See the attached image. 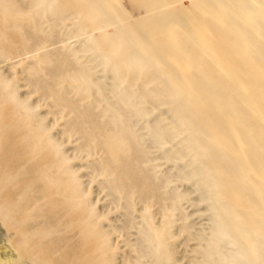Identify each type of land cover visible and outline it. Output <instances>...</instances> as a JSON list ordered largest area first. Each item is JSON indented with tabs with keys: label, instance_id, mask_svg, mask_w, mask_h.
Wrapping results in <instances>:
<instances>
[{
	"label": "rangeland",
	"instance_id": "rangeland-1",
	"mask_svg": "<svg viewBox=\"0 0 264 264\" xmlns=\"http://www.w3.org/2000/svg\"><path fill=\"white\" fill-rule=\"evenodd\" d=\"M189 4V0H0V86H3L0 87V169L1 171L6 170L1 173L0 177L7 178L0 182V191L4 190L9 197L1 196L0 202L4 203L7 199L12 200L16 196L11 190L13 188L10 189L9 183L12 180V183L17 182L16 184L22 187L28 184H41L44 188V198L47 199L48 196L55 195L57 183L64 185V181L58 182V179L69 176V179L67 177L68 181L65 179V184H68L66 187L76 190L75 198L80 199V210L88 216L83 228L87 229L86 232L90 239H84L81 252L92 251L93 244L94 248H97L95 254L98 264H110V262L111 264H142V262L144 264H215L216 260L221 261V254L225 252L224 248H218L214 244L215 238L209 234L211 229L207 224H210V212L205 211L204 203L199 200L200 192L196 189V185H192L194 180L189 178L190 151L180 143L182 136H178V132H175L177 128L174 127L176 123L173 121L172 106L168 104V99L165 96L172 89L166 88V85L167 83L175 84L178 72L174 66H177V63H183L184 59L189 66L184 72L185 81L188 84L197 83V78H194L197 76L202 78L212 74L214 75L212 77L215 78L218 73L214 69L216 65H213L209 60L212 56L211 59L219 64L222 63L225 73L229 74L232 79L235 77L234 80L241 83L242 88L248 87V91L255 96L254 101L258 110L264 115V66L261 65V63L264 64V48L259 47V41L262 40L264 43V26L259 25L255 28L261 34H256L260 38L259 41L257 38H246L247 42L253 45L252 49L246 48V51L245 47L235 44L234 41L231 42L230 35L222 31L221 21L208 19L210 21H207V24L201 21L200 16L204 17V14L208 13L209 6H219L217 0H205L197 6L195 5L196 8L191 10L192 13L188 12V16L187 12H182L181 18L185 24L189 23L192 28H197L195 37L199 38L210 52L208 53L210 58L206 55L207 59L205 54L196 47V43L187 37L188 34L178 27L179 24L171 23V20L168 21L171 19V14H178L179 10ZM240 5L256 6V8L264 10V6L255 0H243ZM198 15L199 18H197ZM223 18L228 19L226 16ZM249 19L252 23H261L264 22V15L253 16ZM162 21L163 23L168 22L170 25L167 26L164 23L165 26H163ZM213 29L218 32L212 31ZM15 33L18 36H15ZM82 41L84 42L82 43ZM94 41H97L96 45ZM113 45L121 53L140 46L141 52H147L148 55L141 62L131 63L127 67L120 60L115 59L118 52L115 47H112ZM11 47L14 51L11 50ZM12 51H16V54ZM38 54L39 57H37ZM101 55L102 57H100ZM227 55H232V57ZM13 56L17 58L15 59ZM5 59L7 60L5 61ZM227 60L228 64H232L229 67ZM149 75L152 76L148 77ZM5 82L6 84L3 85ZM23 84L26 85L23 86ZM145 88L149 89L145 90ZM182 89V92H186V89ZM156 92H160V94ZM114 93L125 95L127 103L122 105L118 102V97ZM10 95L11 97H9ZM74 98L75 100H73ZM54 109L55 111H53ZM113 109H115L114 112H117L114 113ZM119 112L123 115L120 116ZM19 119L22 120V123ZM121 120L124 121L125 131L132 140V147L131 150L119 153L117 162H111L105 143L111 135L116 133V126ZM168 121L169 124H167ZM18 123L21 124V127H17ZM78 135L79 137H77ZM43 138L45 139L44 143ZM55 143L59 144L61 148ZM137 144L140 146V151L137 150L139 147L136 146ZM79 146L81 147L78 148ZM105 158L106 160H104ZM98 160L101 162L98 163ZM10 164L12 170L7 171ZM74 164L75 166H73ZM50 170L51 172H49ZM90 170L93 171L90 172ZM5 173L7 176L3 177L2 175ZM80 175L83 176L80 177ZM41 181H44V184ZM114 181L117 182L118 189L111 191L109 184ZM110 192L112 193L110 194ZM18 203L14 208L0 205V209L2 208L0 223L3 226L1 228L0 225L2 230H0V234H2L0 238H7L8 236L5 235L9 233L7 234L9 235L8 239L15 241V238L19 239L21 231L28 229L23 226L24 222L20 219L22 211L18 213L23 209L22 202ZM89 214L94 215L89 216ZM29 215L28 212L24 218ZM108 223L110 230L106 225ZM176 227L180 230H177ZM27 235L25 234V236ZM142 235H146L147 237H144L147 239ZM30 237L27 236V242L18 244L16 248L19 251L26 250L32 246L34 239H39L38 236ZM141 238L153 246L155 245L153 250L151 244L147 241L144 242ZM173 238L174 240H172ZM23 239L24 237H22ZM209 244H213V246ZM122 245L123 247H121ZM26 246L27 248H25ZM259 249L262 251H257L256 262L262 264L264 248L260 247ZM219 250H222L221 253L214 255ZM130 251L132 252L130 253ZM120 253L121 255H119ZM150 257L152 258L150 259ZM162 257L164 258L162 259ZM145 259H148L147 262L144 261ZM82 260L81 264H89L88 257L84 256Z\"/></svg>",
	"mask_w": 264,
	"mask_h": 264
},
{
	"label": "bare ground",
	"instance_id": "bare-ground-1",
	"mask_svg": "<svg viewBox=\"0 0 264 264\" xmlns=\"http://www.w3.org/2000/svg\"><path fill=\"white\" fill-rule=\"evenodd\" d=\"M189 1H190L189 6L183 7L181 10H179V13H178L179 15L177 13L171 14V19H169V20L167 19V20L168 21L171 20V23L176 22L175 24H179L178 27L181 30L183 29V31H185V33L188 34L187 37L191 38V40H193V42L196 43L195 45L197 48H199L201 50V53H204L205 57L207 55L208 58H210V57L212 58V56L209 57L208 53H210V52L208 51L206 45L199 38L195 37L196 36L195 35V29H197V28L196 27L192 28V26L189 23L185 24L184 20L181 18V14H183L182 12H187L186 14L188 16V12H190L191 10H194L193 8H196L197 4H199L205 0H189ZM217 1H218L219 6H217V7L216 6H209L208 7V13L206 15L204 14V17L200 16V19H202L201 21H203L204 23L206 22V24H207L208 19H214L215 21H219V22L221 21L220 25L222 27V31L227 32L230 35L231 42L234 41L235 44H240L241 47L242 46H243V48L245 47L244 48L245 50H246V48L252 49L253 45H250L247 42L246 38H249V37H251L252 39L257 38V40L259 41L260 38L257 35L260 33L255 28H257L259 25L264 26V24H263L264 22H261V23L253 22L252 23V22H250L249 18H251L253 16L256 17L259 15H264V10H260V9L256 8V6H248V7L247 6L245 7V5L241 6L240 3L243 2V0H217ZM255 1L264 6V1H262V0H255ZM168 7H166V8H168ZM85 8L87 9V6ZM197 9H198V7H197ZM199 12H200V10H199ZM191 13H192V11H191ZM17 15H19V14L17 13ZM17 15H16V19H17ZM194 16H196V15H194ZM223 16H226L228 19L223 18ZM164 18L166 19L167 16ZM197 18H199V15ZM197 18H195V19H197ZM230 20H232V21H230ZM14 21H15V19H14ZM198 21H200V20H198ZM6 23H8V22H6ZM162 23H163V21H162ZM164 23L167 26L170 25V24L168 25V22H164ZM164 23H163V26H165ZM193 23H195V22H193ZM147 24H149V23H147ZM197 24H199V23H197ZM215 24H214V26H215ZM209 26H211V24H209ZM212 27H211V29H212ZM212 31L218 32V30H214V29ZM16 32H18V30H16ZM0 33H1V31H0ZM18 33H20V32H18ZM148 34H149V32H148ZM16 35L17 34L15 33V36ZM162 35H163V33H162ZM224 35H226V34L224 33ZM19 37H20V34H19ZM3 40H4V38H3ZM112 40H113V38H112ZM228 40H229V38H228ZM20 42L22 43L23 41H20ZM83 42L84 41H82V43ZM94 42L96 45L97 41H94ZM219 42H221V41H219ZM259 43H260L259 47L262 46L264 48V43L262 42V40L259 41ZM1 44H3V43H1ZM228 44L230 45L229 42H228ZM7 45H5V46H7ZM215 45H216V43H215ZM18 46H20V45H18ZM112 47H115V45H113ZM139 47L140 46H138V48H135V49H133V48L128 49V50H126L125 53L118 52L116 47H115L116 51L118 52L115 59L120 60V62L122 64L124 63L127 67L131 63H139L144 58H146L148 55L147 52H144V51L141 52V50H140L141 47L140 48ZM224 47H226V46H224ZM259 47H257V48H259ZM77 48H80V47H77ZM218 48H219V46H218ZM223 48H222V50H223ZM11 50H13V48ZM33 50H35V49H33ZM88 50H90V49H88ZM105 50H106V48H105ZM235 50H237V49H235ZM238 50H239V48H238ZM233 51H234V49H233ZM233 51H231V52H233ZM15 52H13V53L16 54ZM34 52H36V51H34ZM150 52H152V51H150ZM226 53H227V51H226ZM9 54H10V52H9ZM28 54H30V53H28ZM167 54H169V53H167ZM257 55H260V54H257ZM227 56L232 57V55H227ZM37 57H39V54ZM100 57H102V55ZM13 58H15V56H13ZM30 58H31V56H30ZM211 58L209 60H210V62L212 61L211 63H213V65L214 64L216 65L214 67V69L218 73V76H216L215 78L212 77V76H214L212 74L210 76L202 77V78L197 76V77H194V78H197V83L188 84L185 81V77H184V72L186 70V67L188 66L187 65L188 62L185 61V59H184L183 63H179V64L177 63V66L176 65L174 66V67H176V71L178 72V75L175 77L176 78L175 79L176 82L174 81L175 84H171L172 85L171 86L170 83L169 84L167 83V85L164 83V85H166V88H170V90L172 89V91L169 90L170 92L166 93L165 96L168 99V104L172 106V107L171 106L170 107L172 108V112H173V119H174L173 121L176 123V126H174V127L177 128V131H175V132H178V136H182L180 138V143L184 144V147L188 148L190 151L191 160L189 161V164L191 165V170H189V178L194 180V183L192 185H196V187H197L196 189L200 192L199 200L202 203H204L205 211L210 212V217H209L210 224H207V225H209V227L211 229L209 234L213 235V237L215 238L214 244H216L218 246V248H221V249L224 248L225 249V250H223L225 252L223 254H221V256H222L221 261H219V259L218 260L215 259L216 260L215 264H257L256 253H258L257 252L258 250H261V249H259L260 247H262V249L264 248V115H262V113L258 110L256 102L254 101L255 96H253L251 94V92L248 91V87L242 88L243 85L241 83L236 82L234 80L235 79L234 76H233L234 79H232V77H230L229 74L225 73L226 71L223 70L222 63L219 64L216 60H215L216 62H214V60H212ZM101 59H103V58H101ZM229 59H230V57H229ZM250 59H252V58L250 57ZM6 60L7 59H5V61ZM228 60H227V64H228ZM7 61L8 62L10 61L9 58ZM250 61H254V60H250ZM116 62H118V61H116ZM31 63H33V62H31ZM189 63H191V62H189ZM99 64H100V62H99ZM230 65H232V64H228V67ZM261 65L264 66V64H262V63H261ZM35 66L37 67V65H35ZM102 68H104V67H102ZM89 73H91V72H89ZM251 75H253V74H251ZM1 76H3V75H1ZM150 76H152V75H149L148 77H150ZM156 76H158V75H156ZM156 76H154V77H156ZM172 77H174V76H172ZM239 81H241V80L239 79ZM248 81H249V79H248ZM125 82H127V81H125ZM31 83H30V85H31ZM5 84H6V82L3 85H5ZM25 85L26 84H23V86H25ZM38 85H40V84H38ZM118 86H119V84H118ZM153 86H154V84H153ZM0 87H3V86H0ZM76 87H78V86H76ZM43 88H44V86H43ZM103 88H106V87H103ZM182 88L186 89V92L185 91L182 92L181 91ZM146 89H149V88H145V90ZM158 89H160V88L158 87ZM161 89H163V88H161ZM114 91H115V89H114ZM43 92H45L44 89H43ZM133 92H134V90H133ZM253 92H254V90H253ZM41 93H39V94H41ZM156 93L160 94V92H156ZM43 94H45V93H43ZM121 94H115V95H117V97H118L117 98L118 102H120L122 105L123 104L125 105V102L127 103V101L125 99L126 96L125 95L123 96ZM8 95H9V93H8ZM11 95L9 97H11ZM75 98L73 100H75ZM167 99H166V101H167ZM34 100H36V99H34ZM101 100H103V99H101ZM30 102L32 103L33 101H30ZM129 104L130 103L128 102V105ZM114 105H116V104H114ZM25 108H27V107H25ZM120 108H121V105H120ZM30 109H33V108H30ZM55 109L53 111H55ZM124 109H126V108H124ZM164 110L167 111L166 109H164ZM33 111H35V110H33ZM43 111H45V110H43ZM114 111H115V109H113V112ZM26 112H27V110H26ZM47 112H49V111L47 110ZM116 112H114V113H116ZM119 113L121 114L120 116L123 115L121 112H119ZM168 117H169V115H168ZM19 120H21V119H19ZM23 120H25V119H23ZM21 123H22V120H21ZM24 124H25V122H24ZM167 124H169V121ZM20 125L21 124H19V126H17V127H21ZM128 128H129V126H128ZM67 130H68V128H67ZM60 131H61V129H60ZM27 133H29V132H27ZM22 135H23V132H22ZM128 136L129 135H127V131H125L124 121L121 120L116 126V133L111 135L105 143V147H107V154H109V158H110L111 162H117V160L119 158L118 157L119 153H124V152H126V150L127 151L131 150L132 140ZM77 137H79V135ZM44 140L45 139L43 138V143H44ZM73 140L75 141V139H73ZM40 142H42V141H40ZM56 144L57 143H55V145ZM57 145H58V147H60L59 144H57ZM136 146H139V145L137 144ZM80 147L81 146H79L78 148H80ZM53 148H55V147H53ZM76 148H77V146H76ZM139 148H140V146L137 147L138 151L141 150ZM98 149H96V150H98ZM47 150H48V148H47ZM61 152H62V150H61ZM86 154H87V152H86ZM31 155H33V154H31ZM54 156L57 157L58 155H54ZM104 156H106V155H104ZM26 157L28 158V156H26ZM31 157H33V156H31ZM101 160H98V163L101 162ZM104 160H106V158ZM30 162H31V160H30ZM56 162H57V160H56ZM91 162H93V160H91ZM143 162H144V160H143ZM0 164H1V159H0ZM73 166H75V164ZM57 167H59V166H57ZM79 167H81V166H79ZM87 167H86V169H88ZM187 167H188V165H187ZM45 168H47V167H45ZM100 168H102V167H100ZM7 169H8L7 171L12 170V165L11 164L8 165ZM5 171H6L5 169L3 171H1V169H0V176H1V173L5 172ZM91 171H93V170H90V172ZM49 172H51V170ZM90 172H87V173L90 174ZM43 173H45V172H43ZM46 174H45V176H46ZM2 176L3 177L7 176V173H5V175H2ZM81 176H83V175H80V177ZM84 176H86V175L84 174ZM59 177H60V175H59ZM67 177L69 179V176H67ZM67 177L66 178L60 177V179H58V182L64 181V185H62V184L58 185V183H57L58 187L55 188V191H54L55 195L48 196L47 199L44 198V196H45L44 188L39 183L28 184V185H24L23 187L17 185L16 184L17 182L12 183L13 180L9 183L11 185L10 189L13 188L11 190L16 194V196L12 200L7 199L6 202L4 201V203L0 202V205H2L4 207L8 206L9 208H14L15 206H17L19 204L18 202L21 201L22 202L21 204L23 205V209H21L18 213H20L22 211L20 219L24 222L23 226L27 227L28 229L25 231H21L19 239L15 238L14 239L15 241L8 239L9 235H7V234H9V233H6V235H5L6 237L8 236L7 238H5V237H3V238L1 237L2 239L0 238L1 239L0 240V264H81V262L83 261L82 258L84 256L89 258V261H88L89 264H98V262L96 261L97 258H96V254H95V252L97 251V248L96 249L94 248V245L92 244L93 242L91 243L92 244V247H91L92 251L89 250L88 252H84V253L81 252V251H83L82 242H84V239L85 238L90 239L88 233L86 232L87 229L85 227L83 228L84 222L86 220H88V216H86V214L84 215L82 210H80V204H81L79 201L80 199H78V197L75 198L76 190H74L72 188L70 189L69 187H66V186H68L67 183L65 184V179H67ZM5 178L6 177H4V178L0 177V182L4 181ZM86 178H87V176H86ZM68 179H67V181H68ZM30 180H32V179H30ZM71 180H73V179H71ZM71 180H69V181H71ZM51 182H54V181L51 180ZM99 182H100V180H99ZM103 182H104V180H103ZM42 183L44 184V181ZM187 183H188V181H187ZM103 185L105 186V184H103ZM109 185H110L109 189H111V191L113 189L114 190L118 189V185H117L116 181L110 183ZM51 186H53V185H51ZM106 186H107V184H106ZM59 187H61L62 190H60L61 188H59ZM107 193H109V192H107ZM111 193L112 192H110V194ZM110 194H108V195H110ZM1 196L3 198H9V197H7V194L4 190L0 191V198H1ZM115 196H117V195H115ZM143 196L141 197L142 199H143ZM139 199H140V197H139ZM94 200H95V197H94ZM110 200H112V199H110ZM153 200H155V199H153ZM119 203H120V201H119ZM128 204L131 205L129 202H128ZM123 207H125V206L123 205ZM122 209H124V208H122ZM141 210H142V208H141ZM202 210H200V211H202ZM32 211H34V212H32ZM28 212L30 215L28 217L24 218V215L27 214ZM128 212H130V210H128ZM90 215L93 216L94 214H89V216ZM97 218H98V216H97ZM206 218H207V216L205 217V219ZM93 219H95V217H93ZM109 219H111V218H109ZM132 219H131V221H132ZM95 220H97V219H95ZM138 223H136V224H138ZM85 224H89V223H85ZM0 225H1V223H0ZM106 225H108L107 227L109 229V226H110L109 223ZM23 226H21V227H23ZM2 227L3 226L1 225V228ZM177 227H179V226H177ZM187 227L189 228V226H187ZM184 229H187V228H184ZM177 230H180V229L177 228ZM176 231H174V232H176ZM184 231L186 232V230H184ZM29 233H31V234H29ZM25 234L26 235L29 234L27 236H31L33 238L35 236L36 237L38 236L39 239H37V240L34 239L33 244H31L32 246L30 248L23 250V251H21V250L19 251L18 248H16V246H18V244L27 240V236H25ZM0 236H2V234H0ZM144 236H146V235H144ZM144 236H143V238L147 239L146 238L147 236L146 237H144ZM22 237H24L23 240H22ZM91 238H93V237H91ZM143 238H141V239L143 240ZM169 239H170V237H169ZM172 240H174V238ZM146 241H144V242H146ZM120 242H121V240L119 241V243ZM138 242H139V240H138ZM100 244H101V242H100ZM149 244H151V243H149ZM104 245H106V244H104ZM209 245L213 246V244H209ZM154 246L151 244V249ZM204 246H205V244H204ZM121 247H123V245ZM130 247H131V245H130ZM25 248H27V246ZM142 249H143V245H142ZM126 250L128 251L130 249H126ZM131 250H133V249H131ZM145 250H147V249H145ZM133 251H135V250H133ZM221 251L222 250L216 251L214 255H216V253L219 254V252L221 253ZM131 252L132 251H130V253ZM161 252H163V251H161ZM100 253H101V251H100ZM151 253H153V252H151ZM259 253H261V252H259ZM119 255H121V253ZM202 255H205V254H202ZM208 255H210V254H208ZM131 256H133V255H131ZM156 256H157V254H156ZM102 257H103V255H102ZM126 257L127 256L125 255V258ZM140 258H142V257H140ZM140 258H139V260H140ZM143 258H145V257H143ZM151 258L152 257H150V259ZM163 258L164 257H162V259ZM217 258H219V257H217ZM117 259H121V258L118 257ZM117 259H115V260H117ZM122 259H124V258H122ZM106 260H107V258H106ZM111 260H113V259H111ZM147 260L145 259L144 261L147 262ZM99 262H100V260H99ZM152 262H153V260H152ZM152 262H149V263H152ZM82 264H84V263H82ZM110 264H111V262H110ZM131 264H133V263H131ZM142 264H144V263L142 262ZM262 264H264V261L262 262Z\"/></svg>",
	"mask_w": 264,
	"mask_h": 264
}]
</instances>
